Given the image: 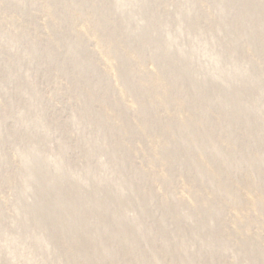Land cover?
<instances>
[{
  "label": "rangeland",
  "instance_id": "374dc122",
  "mask_svg": "<svg viewBox=\"0 0 264 264\" xmlns=\"http://www.w3.org/2000/svg\"><path fill=\"white\" fill-rule=\"evenodd\" d=\"M0 264H264V0H0Z\"/></svg>",
  "mask_w": 264,
  "mask_h": 264
}]
</instances>
